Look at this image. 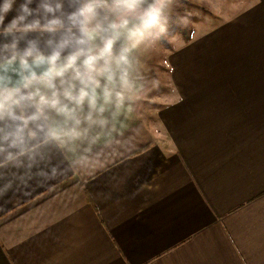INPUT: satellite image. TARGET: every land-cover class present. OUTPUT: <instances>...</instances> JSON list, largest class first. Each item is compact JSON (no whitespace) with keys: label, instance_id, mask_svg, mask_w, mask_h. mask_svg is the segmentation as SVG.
Segmentation results:
<instances>
[{"label":"crops","instance_id":"1","mask_svg":"<svg viewBox=\"0 0 264 264\" xmlns=\"http://www.w3.org/2000/svg\"><path fill=\"white\" fill-rule=\"evenodd\" d=\"M221 4L231 65L148 50L135 147L0 197V264H264V0Z\"/></svg>","mask_w":264,"mask_h":264},{"label":"clouds","instance_id":"2","mask_svg":"<svg viewBox=\"0 0 264 264\" xmlns=\"http://www.w3.org/2000/svg\"><path fill=\"white\" fill-rule=\"evenodd\" d=\"M176 0H0V197L131 151Z\"/></svg>","mask_w":264,"mask_h":264},{"label":"rangeland","instance_id":"3","mask_svg":"<svg viewBox=\"0 0 264 264\" xmlns=\"http://www.w3.org/2000/svg\"><path fill=\"white\" fill-rule=\"evenodd\" d=\"M222 16L221 0H176L170 12L171 35L150 50L187 52L191 58L186 62L197 67L231 65L228 41L236 33V27L225 28ZM184 60L176 61L183 63Z\"/></svg>","mask_w":264,"mask_h":264}]
</instances>
